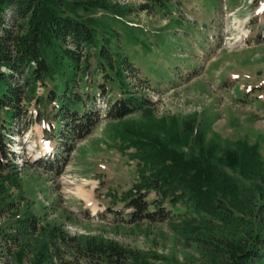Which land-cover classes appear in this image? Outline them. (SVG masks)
I'll use <instances>...</instances> for the list:
<instances>
[{
	"label": "trees",
	"instance_id": "trees-1",
	"mask_svg": "<svg viewBox=\"0 0 264 264\" xmlns=\"http://www.w3.org/2000/svg\"><path fill=\"white\" fill-rule=\"evenodd\" d=\"M138 1L145 12L169 3ZM80 8L84 3L77 0H0V217H8L0 228V264H8L3 254L12 248L15 264H67L64 253L88 264H153L146 254L113 240L69 237L56 226H41L33 212L21 210L24 197L12 191L21 189L23 168L11 149L18 124L27 116L25 105L31 104L34 122L51 142L83 140L102 120L115 124V138L124 150L134 151L138 162V183L120 197L112 195L127 211L126 223L180 226L199 254L191 264H264V168L258 148L241 144L227 155L226 168L234 177L212 163L211 151L188 157L177 150L180 139L155 135L146 123L124 122L137 113L152 114L153 102L137 90L138 83L148 82L110 39L96 35L101 31L95 17L79 16ZM89 9L107 13L114 6L96 0L83 10L88 14ZM96 75L102 83L95 84ZM97 96L106 103L103 115ZM69 142L62 146L66 154ZM35 164L51 173L62 171L57 156ZM241 181L251 189L242 190ZM151 193L156 199L149 202ZM39 233L44 237L32 241Z\"/></svg>",
	"mask_w": 264,
	"mask_h": 264
},
{
	"label": "rangeland",
	"instance_id": "rangeland-1",
	"mask_svg": "<svg viewBox=\"0 0 264 264\" xmlns=\"http://www.w3.org/2000/svg\"><path fill=\"white\" fill-rule=\"evenodd\" d=\"M77 1L87 8L96 0ZM109 1L114 6L110 12L89 9L86 14L80 8L78 14L95 17L101 31L96 35L110 39L148 82L138 83L137 90L153 102L152 114L137 113L124 122L146 123L155 135L180 139L177 150L188 157L211 151L212 163L234 177L226 168L227 155L241 144L256 146L264 168V0H169L166 7L147 12L138 0ZM97 83H102L100 75ZM37 92L42 96L44 89ZM96 108L102 115L106 111L99 96ZM25 110L11 149L23 168L21 189L12 191L14 197H24L21 210L33 212L41 226H56L69 237L113 240L146 254L153 264H191L199 258L178 225L126 223L127 211L112 195L120 197L138 183V162L134 151L124 150L115 138V124L102 120L83 140L69 142L65 135L51 142L34 122V105H25ZM67 142L68 154L62 147ZM54 156L60 174L35 164ZM238 183L242 190L251 189L247 181ZM155 199L151 193L147 200ZM7 219L0 217V228ZM43 237L39 233L31 240ZM14 253L16 248L3 254L8 264H15ZM61 258L67 264H88L68 253Z\"/></svg>",
	"mask_w": 264,
	"mask_h": 264
},
{
	"label": "bare ground",
	"instance_id": "bare-ground-1",
	"mask_svg": "<svg viewBox=\"0 0 264 264\" xmlns=\"http://www.w3.org/2000/svg\"><path fill=\"white\" fill-rule=\"evenodd\" d=\"M38 159H39V156H38Z\"/></svg>",
	"mask_w": 264,
	"mask_h": 264
}]
</instances>
